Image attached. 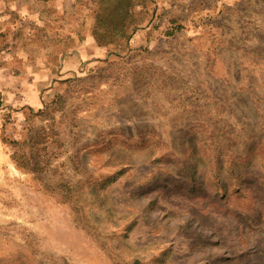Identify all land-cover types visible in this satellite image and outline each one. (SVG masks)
I'll return each instance as SVG.
<instances>
[{
	"label": "rangeland",
	"instance_id": "obj_1",
	"mask_svg": "<svg viewBox=\"0 0 264 264\" xmlns=\"http://www.w3.org/2000/svg\"><path fill=\"white\" fill-rule=\"evenodd\" d=\"M44 3L98 49L0 126V264H264V0Z\"/></svg>",
	"mask_w": 264,
	"mask_h": 264
},
{
	"label": "crops",
	"instance_id": "obj_2",
	"mask_svg": "<svg viewBox=\"0 0 264 264\" xmlns=\"http://www.w3.org/2000/svg\"><path fill=\"white\" fill-rule=\"evenodd\" d=\"M25 12L28 24L38 25L37 31L34 28L21 31L19 23L13 22V16ZM53 18V22H59L57 28L52 23ZM65 20V10L60 4H28L24 9L12 7L11 11L0 4V126L9 115L19 120L30 110L39 111L44 94L52 93L63 76L76 72L72 70L74 63H82L84 57L97 51V47H92L98 45V41L91 24L82 29L86 39L70 41L74 47L67 52L66 32L61 30ZM108 33L114 38V29ZM76 53H80L78 58Z\"/></svg>",
	"mask_w": 264,
	"mask_h": 264
}]
</instances>
